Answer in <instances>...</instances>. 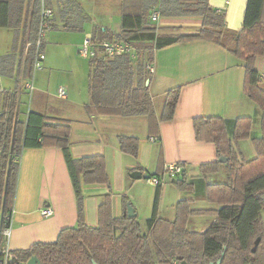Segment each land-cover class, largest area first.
Instances as JSON below:
<instances>
[{
	"label": "trees",
	"instance_id": "trees-1",
	"mask_svg": "<svg viewBox=\"0 0 264 264\" xmlns=\"http://www.w3.org/2000/svg\"><path fill=\"white\" fill-rule=\"evenodd\" d=\"M152 5L161 16L202 18L194 32L159 33L149 21ZM225 12L218 11L209 0H123L121 32L97 28L95 39L129 41L142 52L134 64L130 55L89 59V113L110 116L147 115L149 134L158 131L159 119L173 118L180 87L166 93L160 115H156L149 91L153 63L158 48L193 39H207L226 47L241 59L245 68L244 92L259 107L261 134L252 137L253 118L236 119L198 116L193 119L195 137L213 142L218 156L225 162L200 165L204 175L223 166L226 179L206 185V198L217 209L193 208L190 199L176 204L173 220L158 217L159 189L153 214L143 228L137 216H114L111 195L106 194L98 207V225L85 221L82 183L107 184L109 175L104 155L75 158L71 153V123L35 110H24L19 99L21 77H31L37 39L39 0H0V28L15 29L12 52L0 56V74L15 78L12 89L0 90V197L4 214L12 212L19 176V156L26 147H60L71 175L78 199V224L59 231L52 242H36L27 249L13 250L20 261L37 256L41 264H264V86L255 68V60L264 56V0H247L243 26L231 30ZM27 42L31 45L25 54ZM45 45L41 47L44 51ZM22 114H26L22 117ZM251 138L256 155L246 159L238 149L241 139ZM119 147L125 154L138 157L140 138L119 135ZM184 172L170 180L180 188L190 184ZM147 176H159L147 175ZM161 186V185H159ZM215 215L204 230L189 229L193 215ZM14 264V263H10Z\"/></svg>",
	"mask_w": 264,
	"mask_h": 264
},
{
	"label": "crops",
	"instance_id": "crops-1",
	"mask_svg": "<svg viewBox=\"0 0 264 264\" xmlns=\"http://www.w3.org/2000/svg\"><path fill=\"white\" fill-rule=\"evenodd\" d=\"M209 2L218 11L225 12V23L229 29L242 28L247 0ZM49 5L54 12L51 27L44 39V52L50 50V47L63 46L66 57L69 58L71 53L72 57L65 67L70 73L77 66L81 69L78 76L79 90L76 92L70 78L64 76L58 85L67 89L68 95L64 98L67 102L53 104L50 101L48 96L51 93L58 97V89L54 90L51 81L59 65L52 61L49 52H45L42 68L36 70L33 76L35 90L32 96L22 87L28 80V77H24L20 79L19 99L25 111L32 109L70 121L71 153L75 158L95 154L105 156L109 183L81 185L86 223L98 225V207L106 194L111 195L114 216L124 215L129 203L134 207L143 228H146V222L153 214L158 189V217L173 220L176 204L184 198L190 199L193 208L217 209L219 206L216 203L206 201V185L224 181L226 173L222 166L207 175L201 172V164L218 161L219 156L213 142L196 139L193 119L198 116L224 119L250 116L254 120L253 125L255 120L259 123L261 111L244 92L245 68L241 59L226 47L207 39L182 41L156 49L153 62L155 70L151 79L146 81L155 108L157 100L163 99L156 115L160 118L166 93L170 89L180 87V95L173 118L159 119L157 133L150 135L149 119L146 116L89 113L86 107L90 103V67L86 62L77 63L74 60L84 37L93 35L97 28L109 29L115 34L121 32L123 0H49ZM156 8V5H152L151 9ZM201 25L200 17L160 15L156 26L159 33L167 34L194 32ZM4 29L15 35V29ZM64 32L69 35L62 37V34H66ZM12 49L8 48L0 56L11 53ZM255 68L263 78L261 85L264 86V56L256 58ZM14 86L15 78L0 74V90L12 89ZM35 94L37 99L34 102ZM42 97L47 98L51 104L44 108V104L40 103ZM47 107L59 111L45 112L43 109ZM22 115L24 117L26 114ZM119 135L140 138L138 157L121 151ZM152 137L157 140L152 141ZM249 154L251 158L256 155L254 149ZM19 160L9 239L12 250L27 249L36 242L55 241L61 229L78 224V199L63 150L60 147H26ZM177 162L184 164L183 178L190 187L180 188L170 181L156 186L145 180L147 175H162L166 164ZM135 170L142 172V178L134 179L130 176V172ZM48 206L52 207L53 214L43 216L41 210ZM215 218V215H193L188 227L202 231Z\"/></svg>",
	"mask_w": 264,
	"mask_h": 264
},
{
	"label": "built area",
	"instance_id": "built-area-1",
	"mask_svg": "<svg viewBox=\"0 0 264 264\" xmlns=\"http://www.w3.org/2000/svg\"><path fill=\"white\" fill-rule=\"evenodd\" d=\"M40 3V20L38 35L36 41L33 44L36 47V53L33 64V74L28 77V80L22 84V87L26 90L27 94L31 97L35 86L33 83V76L36 70L41 69L43 61L45 60V52L41 50L44 45V39L48 30L51 27V20L53 17V9L49 5V0H39ZM149 19L152 21H158L160 19V12L158 8L152 9L149 12ZM31 42H27L25 46V54L27 53L28 47ZM138 49L129 41L118 40V39H95L92 34L86 35L79 46L78 52L84 58H95V57H115L116 55L128 54L132 58ZM146 69L153 73L155 68L153 63H149ZM24 77H21V79ZM57 95L60 98H66L68 95L67 89L64 86H60L57 91ZM152 141L157 140L156 137L151 138ZM184 172V164L169 163L165 165L164 173L159 176H145V180L153 185L159 186L178 178ZM13 212L4 214L2 211V199L0 197V264H26L27 262L20 261L19 258L14 254L13 250L9 246V239L11 235V225L13 220ZM43 216H49L53 214L52 207L48 206L41 210Z\"/></svg>",
	"mask_w": 264,
	"mask_h": 264
},
{
	"label": "rangeland",
	"instance_id": "rangeland-1",
	"mask_svg": "<svg viewBox=\"0 0 264 264\" xmlns=\"http://www.w3.org/2000/svg\"><path fill=\"white\" fill-rule=\"evenodd\" d=\"M149 21L154 25H157V23H158V21H152L151 19H149ZM64 33H66V32H64ZM53 34L54 33H51V35H53ZM67 35H69V33L68 34L67 33L62 34V37H67ZM14 44H15V35L8 29H4V28L0 29V54L6 52L8 50V48H10V47L12 48L14 46ZM45 52L46 53L49 52V55H50V58L52 59V61L55 62L57 65H59L58 69L55 70V72L53 74V79L51 81V86H55L54 90L58 89L59 81L62 79V77L66 76V77L70 78V81L72 82L73 89L76 90V92H78L79 86H80L78 76H80V70L81 69H79L77 66L70 73V71H67V68L65 67L68 59L70 57H72L70 55L71 53L69 52V55H68L69 58L66 57L64 50H63V46H61L60 48L59 47H50V50L47 49V51L45 50ZM76 54H77V56L74 57L75 62H77V63L86 62L87 65L89 64V58L82 57L78 51ZM131 59H132L134 64H137L142 59V52L138 50L137 53ZM24 93H25V91L23 92L22 97H21L22 101H24V97H25ZM77 95H78V93H77ZM48 97H50V99H51L50 101L54 102L53 104H55V103H66L67 102L66 100H64V98L56 97L54 93H51ZM36 99H37V94H35V96H34V102L36 101ZM165 99H166V96H165ZM47 101H48L47 98H43V97L40 98V103L44 104V108L46 106H48V104H51V103H48ZM162 102H163V99H161V98L159 100H157V105H156L157 108L159 105L162 104ZM154 106H155V103H154ZM157 108H155V112H156ZM43 110L45 112H54V113L55 112L58 113V111H59L53 107H49V108L47 107L46 109H43ZM138 116L148 117L147 115H138ZM260 131H261L260 124L257 123V120H255L253 130H252V137L256 136V135L258 136L260 134ZM238 149H240L242 151V153L246 159L251 158V155L249 154L251 152V150H252V152H253V149L255 151V148H254V145L252 143L251 138L241 139L238 142ZM218 177L221 178L222 176L220 177V175H218ZM206 201L210 202L208 199H206ZM207 215L210 216L212 214H207ZM204 219H206V218H204ZM206 220H203V221H206Z\"/></svg>",
	"mask_w": 264,
	"mask_h": 264
},
{
	"label": "water",
	"instance_id": "water-1",
	"mask_svg": "<svg viewBox=\"0 0 264 264\" xmlns=\"http://www.w3.org/2000/svg\"><path fill=\"white\" fill-rule=\"evenodd\" d=\"M218 160L220 162H225L227 160V157L220 156ZM130 176L134 179H140L142 178V172L139 170H135V171L130 172ZM124 215L136 216L135 209L131 204L128 203L127 210L124 213ZM221 261H222V258H220L216 263H211V264H221ZM26 264H41V261L39 260L37 256H32L31 258L28 259ZM93 264H98V263L94 262ZM180 264H188V263L185 260H182Z\"/></svg>",
	"mask_w": 264,
	"mask_h": 264
}]
</instances>
